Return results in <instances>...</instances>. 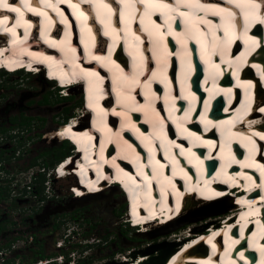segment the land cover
<instances>
[{
	"label": "bare ground",
	"instance_id": "bare-ground-1",
	"mask_svg": "<svg viewBox=\"0 0 264 264\" xmlns=\"http://www.w3.org/2000/svg\"><path fill=\"white\" fill-rule=\"evenodd\" d=\"M87 1V6L81 5ZM221 1L224 3L219 5ZM8 2L19 7L22 15L0 8V20L4 21L0 23V69L14 72L23 67L28 70L35 67L40 72L38 68L43 65L49 67L47 75L58 78L60 85L71 80L78 82L82 78L90 87L87 88L91 92L86 95V108L91 111V117L84 115L80 123L77 118L71 119L45 136V139L57 141L70 139L80 150L77 155L68 156V161H62L55 172L61 178L74 175L73 194L77 198L92 197L98 194H85L84 191L98 189V179L103 180V185L113 184L116 180L123 187L132 189L131 200H139L135 206L143 207L145 211H155L156 203H162L173 210L176 206L171 199L178 201L183 195L178 185L186 175L189 184L186 185L187 193L196 192L211 200L210 193L206 194L209 190L215 192L214 196L224 191L203 188V176H197L202 180H194L197 167L193 160H200L197 164L207 165V158L200 157L199 152L208 157L212 151V155L229 159H224L222 163L227 168L221 176L222 180L233 186L240 185L239 188L246 195L238 199L234 194L225 195L210 202L187 195L183 200L181 216L167 222L164 227L153 226L155 229L150 234L161 233L182 220L217 212L216 217L201 224V229L195 230L189 225L183 230L185 237L173 234V237L181 239L180 243L173 244L175 247L193 235L201 242L191 247L183 246L181 258L177 255L170 264H196L194 261L197 264H264V259H257L264 254V175L261 174L264 149L259 141L253 139L254 135L259 138L264 135V117L255 115L242 120L237 132L231 128L235 121H240V117L251 111L256 98H264V0H251L250 3L249 0H26L27 6L25 0ZM114 2L118 4V18L114 16ZM94 4L97 9L91 13L89 10ZM164 4L169 7L160 6ZM102 8L113 12L112 26ZM221 9H227L231 17ZM181 13L186 15L182 16ZM35 23H38L36 26L41 41L55 47L59 55L55 53L52 56L50 52L43 51L36 32H30ZM169 24L172 25L171 31ZM155 25H159V29ZM8 28L14 29L15 35L5 31ZM261 28L263 34L258 36L257 30ZM159 33H163L162 38ZM55 34L57 36H53ZM98 36L104 41V57L97 48ZM72 42L83 45L86 62L81 61L80 50ZM236 43L244 47L240 57H234L231 52ZM71 49H75V52ZM123 57L126 61L120 62ZM93 63L109 74L115 108L106 110L98 107L103 97L102 79L105 76H102V71L93 69ZM249 67L259 73L263 67L258 78L260 81L240 78L253 72ZM201 69L207 73L202 75ZM91 72L98 73L99 77L86 75ZM153 73L156 75L153 76ZM37 75L41 74H34ZM229 76L232 83L228 89L236 92L238 88L245 103L236 110L228 109V104L225 113L229 114L222 115L224 119L219 118L223 113L222 105L235 97L234 92L224 90ZM195 85L205 92L204 100ZM79 87L78 82L76 88ZM255 91L259 93L256 98ZM258 108L264 109V104ZM195 110L203 112L202 116L208 119L203 127L215 131L216 135L194 136L188 131L185 124L192 119ZM109 113L115 114L119 122L114 116H108V126ZM167 120L169 124H166ZM245 126L249 135L241 129ZM96 133L99 138L97 149L93 148ZM233 140L242 144L244 154H234L230 150L234 146L239 152L240 146L235 145ZM262 141L264 139H260ZM201 145L209 148L198 150ZM253 147L256 150L251 152ZM107 149L108 154L105 155ZM128 167L137 169L138 173L134 175L126 171L128 175H123L122 172ZM230 167L232 170H229ZM239 168L242 169L236 173ZM111 169L117 175L111 174ZM206 181L211 183L209 178ZM155 192L156 203L152 195ZM235 206L248 207L247 212L238 215L240 220H237V214L233 217L228 214ZM236 227L240 228L241 236L243 230L250 227L253 233L249 232V236H244L243 240L237 233H232ZM206 228L208 235L204 236L203 229ZM202 244L212 247L211 254L220 251L221 258L218 255L216 259L215 254L207 259ZM173 245H150L137 254L138 259H146L142 264H162ZM192 252L199 253V257L190 256ZM125 257H128L127 264H136L130 255Z\"/></svg>",
	"mask_w": 264,
	"mask_h": 264
},
{
	"label": "rangeland",
	"instance_id": "rangeland-1",
	"mask_svg": "<svg viewBox=\"0 0 264 264\" xmlns=\"http://www.w3.org/2000/svg\"><path fill=\"white\" fill-rule=\"evenodd\" d=\"M0 72L2 73L3 70ZM7 74L0 75V110H5L6 113L5 116H0V119L16 118L17 121L20 118L31 119L30 126L27 128L23 126L13 128L6 133L0 132V162L6 164V169L0 167V171L7 172L6 175L0 173V181L9 183L11 188L15 187L10 191L11 195L25 196L15 200V204L12 203L11 210L7 212L8 219L12 223L6 227L9 234L26 230L28 224H24L23 220L28 217L33 218L35 213H40L41 209L49 204L51 210L56 209L49 215L50 225L33 223V228L38 234L37 239L43 244L44 254H58L56 244L59 242L65 252L69 254L72 250L75 252L74 264L85 260H91L90 264H127L128 257L125 256L130 255V259L135 261L138 259L137 254L140 251L142 253L150 245L161 243L173 245L180 241L178 236L185 237L183 230L189 225L199 230L207 219L217 216L216 212V214H205L188 221L182 220L161 233L151 235L155 228L143 234L125 226V213L120 216L119 212L124 200L119 189L116 186L113 187L114 185L113 188L109 187L100 191L98 195L77 198L74 194L72 199L70 192L75 193L72 186L74 179L71 177L60 178V180L51 179L49 172L54 168H50L52 166L46 168L41 164L49 157L65 151L58 149L65 146L62 141L45 139L46 134L70 119L77 118L80 123L86 115L82 105L80 108L75 107L81 100L78 88L72 86L64 91L67 96L62 97L57 93L54 84L46 82L43 74L37 76L23 72ZM65 118L68 119L63 122ZM86 119L88 120V117ZM46 153L49 157H39ZM33 163L35 164L31 166ZM41 169L44 172H40ZM42 173L46 178L40 185L43 190L36 194L26 186L30 183L31 176L35 177ZM8 208V201L1 200L0 218L3 210ZM16 224L20 225L16 226ZM56 224H60L58 228L53 227ZM173 234L177 237H173ZM14 237L27 240L31 237L32 243L34 239L28 234ZM66 238L69 240L67 243L64 241ZM26 246L28 248L31 244ZM27 248L24 254L29 255ZM58 256L54 255L52 258ZM64 262L65 260L63 264Z\"/></svg>",
	"mask_w": 264,
	"mask_h": 264
},
{
	"label": "trees",
	"instance_id": "trees-1",
	"mask_svg": "<svg viewBox=\"0 0 264 264\" xmlns=\"http://www.w3.org/2000/svg\"><path fill=\"white\" fill-rule=\"evenodd\" d=\"M5 74H6V72L3 71L0 75H5ZM80 106H81V100H79L77 102V105L75 107L80 108ZM67 119L68 118H65L63 120V122H66ZM30 122H31V119L29 117H27V118H20L19 121H17L16 118H14L13 120H11V124H14L13 125L14 126L13 128H15V127H23V126L27 128V127L30 126ZM63 144L65 146H61L58 149L61 150V151H63V150H65V151L64 152H61L59 155H56L55 154L52 157H49V154L48 153L41 154L39 157H43V156L49 157V159L44 160L41 165L44 166V167H46V168H49L50 166L54 167L59 162L63 161L64 158H66V157L68 158V156H70L69 155V152L71 151L70 144L68 142H63ZM55 149H57V148H55ZM0 158H1V156H0ZM34 164L35 163L31 164V166L34 165ZM52 167H50V168H52ZM44 176H45L44 174L37 175L35 177V179L33 180V182H32V184H31L30 187L33 189V192L34 193L39 194V192L43 190L42 188H40V185L46 179V178H44ZM8 198H9V191L7 192L6 188L0 186V201L1 200H5L6 201ZM12 203L15 204V202H12ZM119 212H120V216H122L123 213H125V203L124 202H123L122 206L119 208ZM59 225L60 224L54 225V228H58ZM125 226H127L128 228H130V226L127 225L126 222H125ZM33 237H34V239H33V243L31 244V246L28 247V248L26 246L27 253H29V255L26 254V253L24 254V250L25 249L23 250V253H22V259H23V262L25 264L26 263L27 264L28 263L29 264H33V263H35V262H37L39 260L51 259L54 255L64 256L66 258V262L68 261V258L67 257H68L69 252H65L63 247L60 248V249H58V251H59L58 254H49V255H46V254L43 253V250H42L43 244L41 242H39L38 239L35 236H33ZM19 239H23V238L22 237H14L7 244H4V245L0 244V249L1 248H9L12 243H14L15 241H17ZM64 241L66 243L69 242L68 238L64 239ZM87 246H84V247L87 248ZM72 252H74V251L72 250ZM81 252L82 251L80 250V253ZM90 263H91V260H85V261H82V262L81 261L76 262V264H90Z\"/></svg>",
	"mask_w": 264,
	"mask_h": 264
},
{
	"label": "built area",
	"instance_id": "built-area-1",
	"mask_svg": "<svg viewBox=\"0 0 264 264\" xmlns=\"http://www.w3.org/2000/svg\"><path fill=\"white\" fill-rule=\"evenodd\" d=\"M5 165L6 164L4 162L3 163L0 162V167L4 168ZM59 166H60V164L58 166L55 165L54 167H52L55 170H50L49 174L51 176V179H54V180L59 179L60 180L61 176L58 177V173L55 174V172L58 171ZM39 171L44 172L42 169ZM0 173L1 174L4 173L5 175L7 174V172H3V171L2 172L0 171ZM42 174H44V173H42ZM35 177L31 176L30 183L26 186L27 188L33 190L30 187V184H32ZM0 186L6 188L7 192L9 191V198L6 200V201H8V203L14 202L16 199H19V198H25V196L16 195V196H18V197H16V196L11 195L12 193L10 191L14 190L15 187L11 188L10 184L7 182H4V181L1 182L0 181ZM69 190H71V188ZM71 193L72 192H70V196L72 199H74L73 198L74 194L73 193L71 194ZM28 236H30V235H28ZM31 239H32L31 237H29V240H27L25 238L19 239V240L15 241L14 243H12L9 248H1L0 249V264H25L23 262V259H22V253H23V250L26 248V245L30 244V242L32 241ZM56 247H57V249H60V248H62V244H60L58 242L56 244ZM74 256H75V252H71L67 257L69 259L67 262H66V258L64 256H58V257H54L51 259L39 260L33 264H63L64 260H65V262H64L65 264H74V262H73Z\"/></svg>",
	"mask_w": 264,
	"mask_h": 264
},
{
	"label": "flooded vegetation",
	"instance_id": "flooded-vegetation-1",
	"mask_svg": "<svg viewBox=\"0 0 264 264\" xmlns=\"http://www.w3.org/2000/svg\"><path fill=\"white\" fill-rule=\"evenodd\" d=\"M5 115H6L5 110H0V116H5ZM11 120L12 119H8V118L6 120L0 119V132L6 133V132H9V130L13 129V127H14L13 125L14 124H11ZM15 128L17 129L18 127H15ZM73 154H74V152L71 151V153L69 155L72 156ZM11 156H12V154H11ZM71 156H69V157H71ZM11 204H12V202L8 203V207L9 208L3 210V215L0 218V228H1L0 229V241L2 239H4L3 242H2L3 245L7 244L8 242H10L14 238V236L25 235V234L29 235V233H30L31 234L30 236H35L37 238L38 234L36 233V231L33 228V223H37L38 225L43 223L45 226L50 225V222H48V220L50 219L49 215L52 212L56 211V209L55 210H51V208L49 207V204H48L47 206H45V207H43L41 209L40 213H35L33 218L28 217V218L23 220L24 224H28V228L26 230L12 232V234H9V230H6L7 229L6 227H8V226H10L12 224L10 219H8V214H7L8 210L9 209L11 210V208H10ZM17 225L19 226L20 224H16V226ZM13 234H14V236H13ZM30 244H32V241L30 242Z\"/></svg>",
	"mask_w": 264,
	"mask_h": 264
},
{
	"label": "snow or ice",
	"instance_id": "snow-or-ice-1",
	"mask_svg": "<svg viewBox=\"0 0 264 264\" xmlns=\"http://www.w3.org/2000/svg\"><path fill=\"white\" fill-rule=\"evenodd\" d=\"M250 2H251V0H249V3H250ZM25 6H27V2H26V0H25ZM160 6H161V7H164V8H168V7H169V5H167V4L160 5ZM197 6L200 7V5H197ZM251 6H252V7H257V5H255V4H251ZM73 7H75V6H73ZM105 7H107V5H105ZM0 8L9 9L11 12L20 13V14L22 15L20 8H19V7H15V6H13V4H10V3L8 2V0H0ZM33 10H34V9H33ZM221 11H223V12H228L227 9H221ZM41 14L43 15V13H41ZM181 15L184 16V15H186V14H185V13H181ZM231 15H232V14H231L230 12H228V16L231 17ZM5 19H7V18H5ZM0 23H4V21H3V20H0ZM18 23H19V21H18ZM155 27H156L157 29H159V25H155ZM168 28H169V31H171L172 25L169 24V25H168ZM5 31L12 32L13 35H15V30L12 29V28L5 29ZM158 35H159L160 38L163 37V33H159ZM225 35H227V27L225 28ZM213 36H214V38H215V33H213ZM198 42H199V41H198ZM71 51H72V52H75V49H71ZM96 59H100V57H96ZM117 67H118V66H117ZM217 67H218V66H217ZM86 75H88V76H90V77H99V74H98V73H95V72L86 73ZM155 75H156V73H153V76H155ZM129 98H131V97H129ZM101 111H103V110L101 109ZM261 111H264V109H261ZM178 127H179V125H178ZM185 131H187V130L185 129ZM190 135H191V134H190ZM258 135H259V134H258ZM261 139H264V135L261 136ZM261 169H262L261 174L264 175V165H261Z\"/></svg>",
	"mask_w": 264,
	"mask_h": 264
},
{
	"label": "clouds",
	"instance_id": "clouds-1",
	"mask_svg": "<svg viewBox=\"0 0 264 264\" xmlns=\"http://www.w3.org/2000/svg\"><path fill=\"white\" fill-rule=\"evenodd\" d=\"M74 154H75V153H74ZM75 155H77V154H75ZM75 155H74V156H75ZM63 160H64V159H63ZM62 163H63L62 161L59 162L60 165H61ZM59 164H58V165H59ZM56 165H57V164H56ZM67 177H71V178H73L74 180H76L75 177H74L73 175L62 176V178H67ZM60 178H61V177H60ZM123 200H124V199H123ZM124 203H125V202H124ZM125 207H126V204H125Z\"/></svg>",
	"mask_w": 264,
	"mask_h": 264
}]
</instances>
